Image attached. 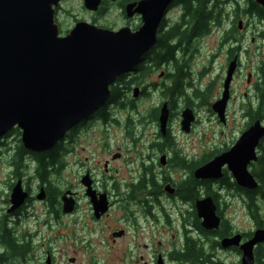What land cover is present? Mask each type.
<instances>
[{
	"label": "rangeland",
	"instance_id": "374dc122",
	"mask_svg": "<svg viewBox=\"0 0 264 264\" xmlns=\"http://www.w3.org/2000/svg\"><path fill=\"white\" fill-rule=\"evenodd\" d=\"M123 1L103 0L98 11L92 12L84 8L83 0H61L57 6L59 9L57 21L61 34L67 33L78 21L114 31L122 27H128L132 31L136 30L140 21L137 16L127 19L123 15V8L120 7ZM247 2L248 0H219L214 9L216 15L219 16V26H211L209 34L189 44L191 52L188 54L191 59L189 66L192 68L190 81L200 91L205 92L209 89L208 102L197 108V123L192 132H189L190 134H183L184 131L182 129V132L180 131L178 121H172L171 133L175 138V153L168 155L170 159L177 157L184 159L186 163H195L208 158L207 162L215 155L229 150L239 139L241 133L252 123L247 109L253 107L256 101L254 87L259 76L258 67L264 60V26L258 17H245V13H241L246 8ZM233 10L238 13L239 20L242 21V28L235 34L240 45L238 52L240 65L232 80L231 97L225 111L226 122L222 124L211 106L221 97L223 90L228 67L229 45L227 43L224 45L222 40L225 32L232 27L230 24ZM171 13L173 15H170V19H173L171 18L173 16L176 17L175 12ZM235 45L237 44L232 43L231 47ZM212 55L216 56L214 61L211 59ZM203 70L202 77L198 76ZM249 74L250 77H248ZM152 80L157 81V76ZM121 83L117 79L114 86L120 90ZM213 83H215L214 86H212ZM155 101L154 96L143 98L137 103V109L141 113L147 112L151 107H155L152 103ZM149 114L153 116L154 110H150ZM121 116L124 115H119L117 119L123 126L124 119ZM138 116L140 117L141 114L139 113ZM142 116L145 114L142 113ZM132 119L137 121V117ZM128 126L130 129L133 128L131 123ZM91 131L92 129L89 130L88 135L81 134L74 144L67 142L64 148L68 152L60 151V162L45 175L43 186L54 188L57 191L54 203L51 200L47 202L36 199L39 190H37L38 181L33 176L35 163L26 160L31 170L29 171L28 168L23 174L29 179L26 188L30 189L32 200L22 206L24 208L16 216H12L13 213H7V209L10 207L9 195L14 185L9 167L14 158L13 151L21 145L20 132L15 130L0 139L2 145L0 147V234L7 228L18 244H28L27 251L21 256L13 255L0 244V250L6 254V259L1 264H47L48 260L49 264H142L141 261L137 262L140 256L149 264L155 253L151 248L149 250L143 248V245L150 247L149 243H152L154 249L164 256L166 264H178L171 258L175 253L172 252L175 247L174 243L181 241L180 223L174 220L175 213L169 214L174 221L169 229L164 226L165 221L160 218L155 225L147 222L146 227L148 228L144 227V230H139L131 219L122 218L125 212L118 208L112 211L108 220L97 222L93 219L89 202L85 198L84 188L79 183V175L84 169L90 168L97 173L96 178L101 183L102 167L106 161L111 165L109 167L120 169L119 177L124 173L122 172L124 169L135 170V174L140 175L142 173L140 167L150 165L156 167L158 171L159 167H170L165 173L174 181L186 178L188 171L180 166L171 165L170 162L161 166L159 164L160 155L155 156L156 153L149 152L148 144L152 140V135L157 132L153 123L136 129L137 132L144 133L145 138L142 142L139 141L140 145L135 151H128L132 145L123 139V131L117 126L110 128L105 139L98 133V129L93 133ZM105 144L108 147L103 149ZM118 147L121 148L119 152L122 151L124 154L122 159H114V153L118 152ZM257 154L258 157L264 155V139L257 148ZM149 155L150 159L147 158ZM254 165L256 163L249 165L250 173L255 171ZM223 171L222 179L214 180L215 183L209 184L210 191L218 195V207L223 221L227 223L231 231L243 234L253 232L254 225L264 227V199L257 198L258 210L256 217L253 218L246 207V197L232 186L235 183L232 174L225 168ZM221 180H224L223 185L220 183ZM66 191L77 193L79 200L78 208L71 214H63L61 211L60 196ZM197 192L199 197H203L206 189L198 186ZM161 204L168 210L172 206L165 199ZM190 207L188 205L186 209L189 210ZM129 208L132 212L137 209L135 205L130 204ZM134 218L138 227L144 225L141 219L138 220L137 213H134ZM120 229L125 231L126 236L113 241L111 232ZM160 231L162 234H159V237L163 245L157 247L156 236ZM192 236L196 239L197 234L192 232ZM204 239L203 243L211 242V237ZM205 247V249L210 248ZM212 251L215 259L224 264H237L239 261V257L233 251L223 249Z\"/></svg>",
	"mask_w": 264,
	"mask_h": 264
},
{
	"label": "water",
	"instance_id": "95a60500",
	"mask_svg": "<svg viewBox=\"0 0 264 264\" xmlns=\"http://www.w3.org/2000/svg\"><path fill=\"white\" fill-rule=\"evenodd\" d=\"M102 1L83 0V6L97 12ZM173 1L144 0L126 4L123 8L126 18L135 15L141 18L140 26L134 31L128 27L114 31L79 21L61 36L55 23V8L60 0H0V139L17 129L26 152L44 154L54 149L71 128L107 104L110 87L116 79L134 69L156 44L158 27ZM254 2L264 8V0ZM239 26L242 28V22ZM237 61L234 57L229 63L221 98L211 106L222 124L226 122L225 111ZM166 121L167 111L163 109L161 132ZM193 121L192 112L185 110L182 130L188 132ZM262 139L264 120L256 119L229 150L196 168L194 178L219 180L226 168L238 187L256 190L258 182L248 167L257 162V148ZM161 164H165V157L161 158ZM83 180L94 215L99 219L108 210L105 196L95 204L90 183L86 178ZM27 199L28 193L18 181L10 191L7 213L21 208ZM36 199L45 201L43 189ZM61 202L64 214L73 212L71 192L64 193ZM195 209L202 229H219L221 219L215 213L212 198L197 200ZM260 244H264V228L256 229L245 242L239 233L220 241L222 249L240 250L241 264H254V248ZM156 264H164L162 257L159 256Z\"/></svg>",
	"mask_w": 264,
	"mask_h": 264
},
{
	"label": "flooded vegetation",
	"instance_id": "af4514ba",
	"mask_svg": "<svg viewBox=\"0 0 264 264\" xmlns=\"http://www.w3.org/2000/svg\"><path fill=\"white\" fill-rule=\"evenodd\" d=\"M134 1H144V0H134ZM134 1H127L124 0L120 3V7L125 6L126 4ZM189 0H174L166 9L164 13V17L160 23V26L157 30V42L156 44L141 58V60L138 62V64L132 69L130 72L122 75L121 77L117 78L118 81L120 80L122 88L118 91V98H114L113 96V89H119L118 87L111 88V97L110 100L107 102V104L100 108L98 111H96L89 119L80 122L73 128H71L63 137V139L59 142L60 151L68 152L64 146L67 142H77V138L82 135H88L89 130L92 129V133L95 132L96 129H98V133L102 135V137H106L107 132L110 130L111 127L117 126L123 131V139L127 142H129L132 147L128 149L135 151L138 147L139 141H143L145 138V134L142 132H137L136 129L138 127H144L148 126L149 123H153L155 127L157 128V132L152 135V140L148 144V150L151 154H155V156L160 155L159 164L161 166L167 165L166 163L170 162V164H174L175 161L182 159L174 157V159L168 158V155L175 153V138L171 133V123L173 120H177L179 123L180 131L182 129L181 121H182V113L185 110H190L192 112V115L194 117V121L190 125V129L188 132H182L185 133H191L194 125L197 123L198 119V113L197 108L200 105L207 104V92L209 89L205 92L200 91V89L193 85L190 81L191 79V72L192 68L189 66V62L191 59H189L188 54H190L189 44L194 40H199L203 38V28L201 32H195V34H192V28L194 27V22L196 23V20L191 17V11H189L188 7L191 9H194L200 14V22L201 24H204V26H207L208 20H207V13H208V3H204V5L198 4L193 0H190V3L188 5ZM123 8V7H122ZM235 10V9H234ZM233 10V15L231 16V28L227 33H231V29L233 27H236L234 29L235 33L232 37L230 35L227 40V45H229L228 50V65L231 62V60L234 57H238L239 52V44L236 39V32L239 31L240 28V22L238 13ZM237 12H238V6H237ZM59 9L55 8V23L58 25L59 28V35L61 34V29L59 22L57 21V15H58ZM189 11V12H188ZM171 12H175L176 17H171L173 19H170ZM245 17L250 18H257V15L255 13H248V6L246 5V8L244 9ZM124 15V13H123ZM173 15V14H172ZM137 18L141 22V18L138 15ZM259 19V18H258ZM261 24L264 26V21L259 20ZM220 22V21H219ZM219 26V24H218ZM178 40V42H177ZM223 44L225 45L224 36H223ZM237 44L234 47H231V45ZM171 47L173 49V54L165 55V48ZM231 49H233V53L231 54ZM163 51V52H162ZM158 54L160 55L158 57ZM215 55H212L211 59L214 61ZM239 60L237 62V69L239 68ZM206 70V69H204ZM204 70L198 74V76L202 77L204 74ZM237 70L235 71V73ZM234 73V74H235ZM157 76V81H153L152 79ZM234 78V75H233ZM232 78V80H233ZM116 79V80H117ZM215 83H213L212 86H214ZM224 84V82H223ZM232 84V82H231ZM178 85V86H176ZM211 86V87H212ZM231 87V86H230ZM223 88V87H222ZM223 92V90H222ZM231 92V89H230ZM136 93V96H135ZM222 95V93H221ZM151 96H154L156 99L154 103L155 107H151L147 112H142L145 114V116H142V113L137 109V103L143 99V98H150ZM231 97V94H230ZM195 98V99H193ZM178 106L180 108L178 109ZM154 110V115L151 116L149 114L150 110ZM165 109L167 111V121L165 125L164 132H161L160 130V115L162 110ZM141 114L139 117L138 114ZM123 114L124 116H121V118L124 119V125L121 126L119 120L117 117L119 115ZM133 117H137V121L133 120ZM149 121V122H147ZM147 122V123H146ZM133 124V128H129L128 124ZM104 128V134L102 132V129ZM13 131V130H12ZM189 133V134H190ZM110 136L108 135V139ZM22 146V145H21ZM144 146V144H142ZM108 146L107 144L103 145V149H106ZM23 148V147H22ZM17 150V152H16ZM13 151L14 158L12 162L10 163V177H13V184H16L18 181H21L22 188L25 192L28 193V199L26 200L25 205L32 200L31 192L29 188H26V183L29 179L23 174L25 173V170L27 171L29 168V171L31 170L30 167H28L27 159L30 162L35 163V167L33 169V176H35V179L38 181L37 190L43 189L47 202L50 201V192L48 187H44L45 184L44 179H42V176H39V169L40 167V155L37 154L38 157L33 156L32 154L22 156L21 163L17 164L15 159H18L17 153L18 149ZM118 152L114 153V159H122L124 157V154L119 152L121 150L120 147L117 148ZM45 154V153H44ZM60 156V153H59ZM165 157V164H161V158ZM150 159V155L147 157ZM184 160V159H183ZM46 161V160H44ZM185 161V160H184ZM60 162V158H59ZM58 162V163H59ZM186 162V161H185ZM201 162V161H199ZM196 162V163H199ZM194 163V162H191ZM175 165V164H174ZM111 166L108 161H106L102 167L103 175L101 179V183L96 178L97 173H95L94 170L90 168L84 169L80 173V184L84 188L85 198L88 200L91 213L93 216V219L97 222L108 220L111 215L112 211L115 208L121 209L125 212L123 219H131L133 223H136V227L139 230H144V227H146L147 222H150V224L155 225L160 218H162L165 221L164 226L169 229L172 226L171 216L169 214L175 213L174 220H177L180 223V237L181 241L180 243H174L175 247L172 250V252H183L186 251L187 246L192 243L193 240L200 242L201 244H204L205 246L207 243L205 242V239L199 234V232L195 229L194 230V224L193 219L197 218V212L195 209V202L200 199H204L206 197H210L213 200V203L216 207V215L219 216L221 219L220 228L223 223V217L221 216L222 213L218 207V201H217V193L214 191H210L209 184L215 183L214 180H197L194 178L193 173L196 168H198L200 165L195 167L191 170V168L188 167H180L184 170H187L188 173L187 177L180 180V181H174L170 176H168L165 171L169 170L170 167H159V171L156 170V167H153V165H150L149 167H140L142 170V173L140 175L135 174V170L132 169H124L122 172V176L119 177L120 169L117 167H109ZM105 174V176H104ZM224 176V171H223ZM193 177L196 181L202 183H207L208 189L205 187V185L198 184V186H203L206 189V194L203 197H198L194 200H188L183 195V186L187 182V180ZM84 178H86L87 182L90 183V191L93 192V201L95 204L100 202L104 196L107 203L108 210L105 214H103L99 219H97L94 215L93 210V203L91 202V197L87 194V187L84 185ZM223 178V177H222ZM221 178V179H222ZM31 179L32 176H31ZM220 183L223 185L224 180H221ZM197 186V188H198ZM196 188V189H197ZM209 190V191H207ZM198 193V192H197ZM62 196V195H61ZM60 196V198H61ZM73 201H74V210H76L79 206L78 203V196L77 193H72ZM165 199L170 203L171 208L170 210L165 209L164 206L161 204V202ZM46 202V203H47ZM130 205H135L137 207L136 211H131L129 208ZM179 204V205H178ZM24 205V206H25ZM191 206L190 209H186L187 206ZM24 207H21L19 210H16L11 214L12 216H16L20 213V211ZM134 213L138 214V220L141 219L143 221L144 225H141L138 227V223L136 219L134 218ZM195 213V217H194ZM199 224L200 220L198 219ZM255 229H257L259 226L254 225ZM148 228V227H146ZM192 232H195L197 234L196 239L192 236ZM217 232H219L217 230ZM232 232V231H231ZM120 233V236H114L115 234ZM236 233V232H234ZM230 235H224V233H216L212 234L211 236V244H214L215 242H218L220 245L221 239ZM159 234H162L160 231L158 233L156 245L157 247H161L162 241L159 237ZM242 235V242H245L249 240L252 237V233L243 234ZM126 236V233L123 229H120L118 231L113 230L111 232V237L113 238V241H117L121 238H124ZM173 238V237H172ZM150 247L148 245H143V248L146 250H149L150 248L155 251L153 254V257L151 258L149 264H156V261L159 256H162L164 259V256L161 255V253L157 252V249H154V246L152 243H149ZM204 246V248H206ZM259 246H264V244H260L255 247L254 249V256L255 251ZM218 249H221L220 247H216L214 250L218 251ZM229 251H233L237 254L239 257V261L237 263H240L241 260V252L238 248H230ZM211 251V254L214 257V252ZM172 257V256H171ZM256 258V257H255ZM174 259H172L173 261ZM216 260V259H215ZM141 261L142 264H146L147 262L143 260V257L140 256V259L137 261ZM176 262V261H174ZM178 264H191L188 261L185 262H177ZM148 264V263H147ZM164 264L166 262L164 261ZM241 264V263H240Z\"/></svg>",
	"mask_w": 264,
	"mask_h": 264
},
{
	"label": "trees",
	"instance_id": "16d2710c",
	"mask_svg": "<svg viewBox=\"0 0 264 264\" xmlns=\"http://www.w3.org/2000/svg\"><path fill=\"white\" fill-rule=\"evenodd\" d=\"M127 1H134V0H127ZM193 1L201 5H204V3L206 4L208 3V13H207L208 23L206 27L204 26V24H201L200 14H198V12L194 9L190 10V7H188L189 11H191V14H190L191 17L193 19H198V21L196 20V23L194 22V27L192 28V34L194 35L195 32L197 31L201 32L202 30L201 26L203 25L202 27L204 28L201 34L207 35L209 34L212 28L211 26H218L219 24V21H220L219 16L216 15V12L214 10L219 0H193ZM189 3H190V0L188 2V5ZM247 6H248V13L253 12L257 15L259 19L264 21V8L256 5L254 0H248ZM241 13H244V10H242ZM234 29H236V27H233L231 29V33L225 32V35H224L225 43L227 42L228 37L230 35H232L233 37L235 33ZM239 48H240V45L238 49ZM173 49L174 48L166 47L164 50L165 55L169 56L170 54H173ZM230 51H231V54L234 52L233 49H231ZM159 56L160 55L158 54V57ZM258 74H259L258 80L254 87L256 101L253 107H249L247 109V114L251 118V122H253L256 119H264V60L260 63L258 67ZM118 91L119 89H115V90L113 89V96H115L114 98H118L117 96L119 94ZM13 132H15V130L11 131V133ZM1 146L2 145L0 143V147ZM17 149H18L17 157L19 158L16 159V163L20 164L21 163L20 160L22 156L29 155V153H27L22 148L21 145L18 146ZM59 153H60V147H59V144H57L55 148L52 149L50 152L39 156L41 159L39 163L41 167V169H39L40 170L39 176H42V179L45 178V175L48 174V172H50V170L53 168L54 165L58 164ZM32 155L35 157H38L37 154H32ZM207 159L205 158L204 159L205 161L203 160L199 163H196V162L186 163L183 159H179L175 161L174 164L175 166L188 167V168H191L192 170L198 165L205 163ZM254 167H255V171L251 173L253 174V176L258 182V187L256 190L248 191V190H244V189L237 187L235 183L232 185L237 192L243 194L246 197V207L248 209V212L253 218H255L257 215V210H258V205L256 204L257 198L264 199V155H261L258 157V160L256 162V165H254ZM198 184L205 185V187L208 189L207 183H204V182L200 183L196 181L193 177H190L183 186L184 188L183 195L186 199L194 201L198 197V193L196 189ZM49 192H50V200L51 202L54 203L56 201L57 191L54 188H49ZM194 217H195V213H194ZM193 224H194L195 229L199 232V234L206 239L210 238L212 234H216V233H224V235H230L232 233L231 229L228 227L226 222L222 223L221 229L218 230L219 232L217 231L209 232V231L203 230L200 227V224L197 218H194ZM0 244L3 246V248L6 251H10L15 256L23 255V253L27 251L28 249V244H25V243L18 244L16 240L12 237V234H10V230H8L7 228H5L0 234ZM207 245H209L210 247L209 249H205L204 244H201L200 242L193 240L192 243L187 246L186 251L184 250L183 252H175L171 258L174 259V261L176 262L188 261L191 264H224L218 260H214L212 254L210 253L217 246L220 247L219 243L215 242L214 244H211V242H209L207 243ZM255 257L256 258H255L254 264H264V246H259L256 249ZM5 259H6V254L3 253V250H0V264L3 263ZM237 264H240V263H237Z\"/></svg>",
	"mask_w": 264,
	"mask_h": 264
}]
</instances>
